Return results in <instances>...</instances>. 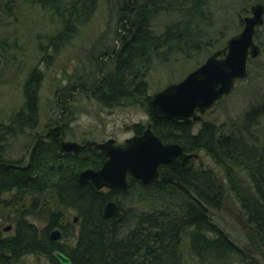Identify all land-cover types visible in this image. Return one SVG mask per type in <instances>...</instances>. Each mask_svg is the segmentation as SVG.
Returning <instances> with one entry per match:
<instances>
[{
    "label": "trees",
    "instance_id": "16d2710c",
    "mask_svg": "<svg viewBox=\"0 0 264 264\" xmlns=\"http://www.w3.org/2000/svg\"><path fill=\"white\" fill-rule=\"evenodd\" d=\"M207 1H119L118 48L103 53L112 57L113 68L96 65L85 79V74L68 75V84L55 91L60 109L54 118L57 123L44 133L33 134L28 158L23 163L5 158L4 152L8 139L35 131L38 125L44 72L39 64L28 69L22 81V103L7 121H0V205L8 204L18 213L12 234L2 235L0 231V264L28 253L56 261L51 253L55 249L62 250L73 264H184V239L200 263L234 264L235 258L238 264H258L213 223L210 209L220 206L223 185L227 186L251 228V238L264 249V143L250 144L239 135L223 133L221 126L213 122H202L194 130L191 121L177 123L154 118L151 95L147 93L146 74L154 59L168 62L176 55L191 57L212 46L205 13ZM244 1L264 5V0ZM98 2L0 0L10 16L25 4L50 13V23L55 27L46 35L38 34L37 40L38 60L44 66L92 19ZM163 7L175 10L178 17L154 33L151 21ZM3 44L4 40H0V46ZM16 45L14 41L9 46ZM87 80L92 83V95L103 105L138 104L150 117L151 129L163 141L177 142L185 152L209 156L222 169L225 184L218 181L213 171L195 164L187 172L163 167L159 177L148 184L129 175L125 187L110 190L79 182L80 170L98 168L105 158L91 148L78 154L61 149L60 140L67 135L66 125L61 123L63 114L71 116L72 93L76 86L86 88ZM131 128L140 134L144 125L136 122ZM238 171L246 174L247 184L239 180ZM6 193L9 198H4ZM108 200H115L117 208L105 216L102 207ZM41 206L46 212V223L39 228L28 214ZM70 213L77 216L76 221L67 220ZM55 226L61 227L70 243L58 246L49 239L48 232Z\"/></svg>",
    "mask_w": 264,
    "mask_h": 264
},
{
    "label": "rangeland",
    "instance_id": "374dc122",
    "mask_svg": "<svg viewBox=\"0 0 264 264\" xmlns=\"http://www.w3.org/2000/svg\"><path fill=\"white\" fill-rule=\"evenodd\" d=\"M119 1L121 0H99L92 19L80 28L78 34L48 66L39 63L37 40L38 34L46 35L55 27L50 23V13L38 6L25 4L16 8L13 16H10L9 10H5V6L0 4V40H4V44L0 46V121H7L10 114L22 103V81L28 69L39 64L44 72L39 92L40 114L37 128L25 135L8 139L5 158L20 159L25 163L33 143V134L44 133L49 126L57 123L54 118L58 116L60 109L56 105L55 91L68 84V75L85 74V79L96 65L106 69L113 68L112 57H105L103 53L107 49L118 48L116 10ZM252 3L244 0H208L205 13L209 17L207 30L212 46L191 57L176 55V58L171 57L168 62L154 59L146 74L147 93L152 96L167 84L181 80L213 51L222 48L227 39L241 31L243 17L249 15ZM163 8L151 21L154 33H159L164 24L178 17L175 10ZM14 41L17 42V47H10ZM255 41L260 46V53L247 61L246 76L235 81L232 90L202 113L200 120L192 122L194 130L198 129L202 122H213L221 126L223 133L239 135L250 144L264 143V22L257 28ZM91 84V81L87 80L86 88L76 86L72 93L71 116L67 112L64 113L61 122L67 129V135L62 139L80 143L86 140L101 141L113 138L116 142H122L134 134L131 128L133 123L141 122L145 127L150 122V117L138 104L128 102L109 107L103 105L92 95ZM195 166L210 169L218 181L225 184L222 169L205 153L198 152ZM237 177L245 184L248 183L244 172L238 171ZM223 186L220 206L210 209L211 220L247 257H252L258 264H264V249L251 238V228L237 200L227 186ZM4 198H9V193L4 194ZM140 204L142 203L139 202L138 206H142ZM45 215V209L41 206L36 212L29 213L28 219L42 228L46 223ZM17 216L18 213H15L12 206L0 205L2 235L12 234L14 219ZM73 217L74 214L70 213L67 220L71 222ZM7 226L9 229L4 230ZM67 239L63 245L70 243L71 239ZM182 250L184 264H212L200 263L192 256L186 239L183 241ZM35 256L29 253L20 259L23 260L22 264H51L44 258L36 260ZM234 261V264H238V260L234 258Z\"/></svg>",
    "mask_w": 264,
    "mask_h": 264
},
{
    "label": "water",
    "instance_id": "95a60500",
    "mask_svg": "<svg viewBox=\"0 0 264 264\" xmlns=\"http://www.w3.org/2000/svg\"><path fill=\"white\" fill-rule=\"evenodd\" d=\"M263 22L264 5L256 2L250 7V14L243 18L239 33L227 39L222 48L213 51L181 80L171 82L152 94V116L177 123H186L190 119L197 121L202 113L232 90L236 80L246 76L247 61L260 53L254 36ZM60 144L61 149L67 152H77L85 146L64 139ZM86 144L103 152L105 158L98 168L80 170L77 179L98 190L125 187L129 175L148 184L159 177L163 167L175 172H187L198 158V153L185 152L177 142L163 141L151 129V124H147L140 134H134L122 142L108 138L103 141L88 140ZM116 208L117 202L108 200L103 204L102 213L110 216ZM76 220L77 216H74ZM7 229L9 226L4 228ZM48 237L58 244L65 241L59 226L50 229ZM54 256L61 264H71L61 251H56Z\"/></svg>",
    "mask_w": 264,
    "mask_h": 264
},
{
    "label": "flooded vegetation",
    "instance_id": "af4514ba",
    "mask_svg": "<svg viewBox=\"0 0 264 264\" xmlns=\"http://www.w3.org/2000/svg\"><path fill=\"white\" fill-rule=\"evenodd\" d=\"M202 115V114H201ZM201 119V117L198 119V120H200ZM197 120V121H198ZM189 121H191V122H194L193 120H188L187 122H189ZM148 124H151V122H149ZM147 126V125H146ZM145 126V127H146ZM144 127V128H145ZM143 131V130H142ZM135 134V133H134ZM88 140H86L85 142H80V144H83V145H85L84 147H82V148H80L77 152H74V151H69V152H74L75 154H78L81 150H84L85 148H91V149H93V150H96L97 151V153H103V152H101V151H99L98 149H94L92 146H90V145H88V144H86V142H87ZM101 141H103V140H101ZM116 142V141H115ZM67 152V151H66ZM104 154V153H103ZM105 156V155H104ZM113 189V188H112ZM101 190H110V189H101ZM73 220H74V217H73ZM8 230V229H7ZM50 231V230H49ZM66 241V240H65ZM64 241V242H65ZM53 242V241H52ZM64 242H62V243H60V244H58V243H55V244H57L58 246L60 245H62V244H64ZM56 251H61L63 254H65L62 250H59V249H55V250H53L51 253H52V255H53V257H54V259L57 261H54L53 259H51V258H48V257H46V256H44V255H42V254H39V253H30V254H35L36 256H35V259L36 260H39V259H41V258H44V259H46V261L47 262H50L51 264H61L60 263V261L54 256V253L56 252ZM29 254V253H28ZM25 255H27V254H25ZM24 255V256H25ZM66 255V254H65ZM68 257V256H67ZM21 258V257H20ZM20 258H18L16 261H10L9 262V259H7V262H5V263H7V264H22V259H20ZM69 258V257H68ZM70 259V258H69ZM70 261H71V259H70ZM4 264V263H3ZM71 264H73V262L71 261Z\"/></svg>",
    "mask_w": 264,
    "mask_h": 264
},
{
    "label": "bare ground",
    "instance_id": "6f19581e",
    "mask_svg": "<svg viewBox=\"0 0 264 264\" xmlns=\"http://www.w3.org/2000/svg\"><path fill=\"white\" fill-rule=\"evenodd\" d=\"M245 2H246V1H245ZM255 3H256V2H253V3L250 5V7H251L253 4H255ZM246 4H247V3H246ZM250 7H249V14H250ZM245 16H247V15H245ZM245 16H244V17H245ZM244 17H243V18H244Z\"/></svg>",
    "mask_w": 264,
    "mask_h": 264
}]
</instances>
